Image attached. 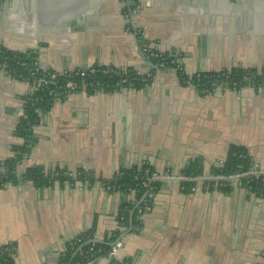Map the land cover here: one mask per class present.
I'll list each match as a JSON object with an SVG mask.
<instances>
[{"label":"crops","instance_id":"crops-1","mask_svg":"<svg viewBox=\"0 0 264 264\" xmlns=\"http://www.w3.org/2000/svg\"><path fill=\"white\" fill-rule=\"evenodd\" d=\"M136 4L126 20L122 0L0 1V48L26 55L43 70L103 65L153 74L139 90L71 94L37 112L35 143L18 172L82 170L91 181L82 190L70 182L0 187V251L8 249L12 264H57L65 245L89 230L102 242L117 229L124 198L104 182L121 170L148 164L156 174L181 177L199 158L202 177L212 178L210 169L236 146L264 171V84L199 94L175 70L154 65L130 29L150 49L180 56L189 76L254 69L264 65V0ZM28 94L27 83L0 73V162L23 144L15 130ZM220 182L196 183L186 193L180 183L160 182L140 226L120 236L117 259L264 264V194Z\"/></svg>","mask_w":264,"mask_h":264},{"label":"trees","instance_id":"trees-1","mask_svg":"<svg viewBox=\"0 0 264 264\" xmlns=\"http://www.w3.org/2000/svg\"><path fill=\"white\" fill-rule=\"evenodd\" d=\"M9 55H17L11 62L10 69L14 73L16 78L21 77L27 72V68L16 65V60L30 64L31 59L26 55L13 53ZM167 56L164 61L169 60ZM154 65L158 60H151ZM259 72V73H258ZM222 73H225L223 78ZM248 75H251L248 77ZM179 81L184 85H192L199 94H211V84L214 80H218L225 85L226 88L237 89L243 84L260 85L264 84V66L260 71L257 69H242L234 68L230 70H222L218 74L215 72L197 73L189 78L183 71L177 72ZM109 81L108 78L103 79ZM233 84H236L233 86ZM38 98L37 101H33ZM27 101L24 106L23 115L21 116L19 123L15 130V135L23 141L22 146L13 150V157L0 162V187L9 184H18L24 182H30L36 187H46L53 185L55 182H72L70 177L62 175L64 173L57 169H45L43 167H32L25 170L23 173L18 172V166L22 160V157L26 155L33 147L35 139L33 136L32 128L36 124L38 119L37 112L48 111L52 105L51 97L47 95L45 91H38L32 96H27ZM252 165V162L245 154V150L242 147L230 146L227 158L221 166H215L210 169V177L212 178H230L235 175L239 170L237 167L242 168V172L247 170ZM47 171V172H46ZM57 173V176L53 174ZM79 173L78 179L84 182H90L91 179L82 170H77ZM156 173L152 167L148 164H143L139 168H131L121 170L118 175L109 181H105L107 185L114 192H118L123 195V200L119 206V210L116 217L117 229L107 235L100 244L89 243L94 240L93 230L84 232L65 245V250L59 256L57 264H87L90 261H96L99 258H107L108 253L111 250L112 245L117 242L120 236L127 228H138L140 222L138 220L136 206L140 203L139 207L144 204L151 205L152 199H149L148 195L152 191L155 194L160 186V182H153V174ZM181 177L186 179H196L202 177V162L197 158L191 160L183 168L180 173ZM243 180L250 181V191L257 194H264V183L260 180H253V177L243 178ZM146 183L147 186H143ZM211 182H205L204 185ZM220 184H229V182H220ZM196 183H180V187L183 192H189ZM226 189V188H225ZM133 194V200H127L126 196ZM123 228V230H121ZM80 250L75 254V252ZM74 258L71 260L72 256ZM109 264H131L129 260H123L120 262H113L109 260ZM0 264H12L9 257V252L6 247H3L0 251Z\"/></svg>","mask_w":264,"mask_h":264},{"label":"built area","instance_id":"built-area-1","mask_svg":"<svg viewBox=\"0 0 264 264\" xmlns=\"http://www.w3.org/2000/svg\"><path fill=\"white\" fill-rule=\"evenodd\" d=\"M136 1L137 0H122L125 7L124 18L126 20L131 18V15L136 12ZM130 29L132 30V32L135 33V36H137L138 41L141 43L142 52L147 55L151 60H158L156 64L158 68H170L175 70L176 73L180 71H183L185 73L184 64L180 59V56L170 55L167 56L170 59L164 61L163 59L166 55H162L156 50L150 49L146 44L143 43L140 34L133 28ZM10 53L13 54L15 52L0 48V73L7 74L15 79L27 83L29 85V94L27 96H32L38 91H45L47 95L51 97L52 103L55 101H59L71 94H77L88 91L112 93L117 92L119 90H139L143 87L148 86L153 77L152 72L141 73L130 69L120 70L115 67L103 65H90L87 67L76 68L72 70H43L35 61H32L30 64H26L23 61L16 60V65L27 68V72L24 75L19 78H16L10 67L11 62L13 60L12 58L14 57L15 59L17 55H9ZM219 72L215 73L218 74ZM193 75L187 76L191 78ZM224 75L225 73H222L221 77L219 76V78H223ZM250 76L251 75H248V77ZM105 78H108L109 81H104L103 79ZM225 85L227 86L228 84H224L219 82L218 80H214L211 84V92L213 93L220 88H224ZM235 85L236 84H233V86ZM37 100L38 98H35L33 101ZM26 101L27 99H25L24 106L26 104ZM237 169L239 170V172L233 175L231 177V180H227V178H222L223 180H221V182L230 181L232 184L247 188L249 191L251 180L242 181L243 178L247 179L248 177H253V180H260V182L264 183V171L258 170L255 164L252 163V165L243 172L241 167H237ZM62 175L70 177L73 182L71 184L75 186L78 190H82L86 186V182L78 179L79 173L77 172H64L62 173ZM53 176H57V173L54 172ZM162 176L163 175L154 173L153 179ZM166 176L168 177V175ZM143 186H147L146 183H144ZM221 186L228 187L227 184H221ZM191 191H194V189L192 188ZM153 195L154 194L151 191L148 195L149 199H152ZM139 205L136 206V213L138 218L149 210V206L147 204H144L142 207H139ZM121 230H123V228H121ZM120 247V241L115 242L108 253L107 259L115 263L120 262L117 259V252ZM93 262L94 261H90L87 264H93Z\"/></svg>","mask_w":264,"mask_h":264},{"label":"water","instance_id":"water-1","mask_svg":"<svg viewBox=\"0 0 264 264\" xmlns=\"http://www.w3.org/2000/svg\"><path fill=\"white\" fill-rule=\"evenodd\" d=\"M16 53V52H15ZM19 54V53H18ZM207 180H218V181H221L223 180L222 178H196V179H186V178H182V177H179V176H176V177H167L166 175H163L162 177H158V178H154L152 181L153 182H176V183H200V182H204V181H207ZM227 180H231V178H227ZM142 202V200L139 202V204ZM138 204V205H139ZM89 243H93V244H100L101 241H98V240H92L86 244H89ZM80 250V248L75 252V254ZM75 254L72 256L71 260L74 258Z\"/></svg>","mask_w":264,"mask_h":264},{"label":"rangeland","instance_id":"rangeland-1","mask_svg":"<svg viewBox=\"0 0 264 264\" xmlns=\"http://www.w3.org/2000/svg\"><path fill=\"white\" fill-rule=\"evenodd\" d=\"M262 66H264V65H262ZM262 66H260V67H255L254 69L260 70ZM244 69H250V68H244ZM229 70H230V69H229Z\"/></svg>","mask_w":264,"mask_h":264},{"label":"flooded vegetation","instance_id":"flooded-vegetation-1","mask_svg":"<svg viewBox=\"0 0 264 264\" xmlns=\"http://www.w3.org/2000/svg\"><path fill=\"white\" fill-rule=\"evenodd\" d=\"M1 1V0H0Z\"/></svg>","mask_w":264,"mask_h":264}]
</instances>
